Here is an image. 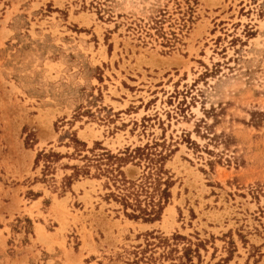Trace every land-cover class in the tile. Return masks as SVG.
<instances>
[{
	"label": "rangeland",
	"instance_id": "obj_1",
	"mask_svg": "<svg viewBox=\"0 0 264 264\" xmlns=\"http://www.w3.org/2000/svg\"><path fill=\"white\" fill-rule=\"evenodd\" d=\"M182 248L264 264V0H0V264Z\"/></svg>",
	"mask_w": 264,
	"mask_h": 264
},
{
	"label": "trees",
	"instance_id": "obj_2",
	"mask_svg": "<svg viewBox=\"0 0 264 264\" xmlns=\"http://www.w3.org/2000/svg\"><path fill=\"white\" fill-rule=\"evenodd\" d=\"M27 137H28V134L25 136V139H24V144H27L26 143V141H27ZM150 153H148V154H146V156H148ZM105 156H107L106 154H104ZM106 158H110V157H106ZM146 160H147V162L150 164L151 163V159L150 158H148V157H146ZM111 171L109 170L108 171V173L107 174H109L110 176H111V173H110ZM119 176H120V178H121V174L119 173L118 174ZM112 178H113V180L117 183L118 181L115 179V176H111ZM112 180V181H113ZM120 182H122V183H124V184H129L128 182H125L124 180H123V178L122 179H120ZM132 197V199L135 201V202H139V201H137V197H138V195H136V194H132L131 192H129L128 194H126V195H123V198H125V199H127V198H129V197ZM148 198L150 199L151 197L150 196H148ZM124 200V199H123ZM124 202H125V200H124ZM139 212V215L140 216H142V220H143V222H147V223H151V222H154V221H156L157 219H158V216H159V212H158V210L156 211V212H152V213H144V211H138ZM152 233H150L149 235H147V236H149V238L150 239H157V243L158 244H161L162 246L163 245H165V247H168L169 246V244L167 243L168 242V239L167 238H164V237H151L150 235H151ZM177 239H181L178 235H172L171 237H170V240H172V241H176ZM173 246H175V243L174 244H172ZM146 247H149V246H153V243H147L146 242V245H145ZM154 247V246H153ZM153 249V248H152ZM171 251H175V253H176V250H169L168 251V253L169 252H171ZM188 251H189V249H186V248H182V254H181V256L180 257H177V260L178 261H180L181 259L183 260L184 259V262H180L179 264H189L190 263V259H188Z\"/></svg>",
	"mask_w": 264,
	"mask_h": 264
},
{
	"label": "bare ground",
	"instance_id": "obj_3",
	"mask_svg": "<svg viewBox=\"0 0 264 264\" xmlns=\"http://www.w3.org/2000/svg\"><path fill=\"white\" fill-rule=\"evenodd\" d=\"M185 66V62L182 60V59H179V58H169V59H164V60H159L158 63H153L150 64V67L152 66L153 68L156 67V68H160V67H166V68H170V67H181V66ZM155 68V69H156ZM83 135L84 137H87V138H91L93 137V135L91 134V131H89V133H85L83 132ZM169 212V214L171 215L172 214V209H168L167 210Z\"/></svg>",
	"mask_w": 264,
	"mask_h": 264
},
{
	"label": "crops",
	"instance_id": "obj_4",
	"mask_svg": "<svg viewBox=\"0 0 264 264\" xmlns=\"http://www.w3.org/2000/svg\"><path fill=\"white\" fill-rule=\"evenodd\" d=\"M76 182H77L76 184H80L78 181H76ZM74 183H75V182H74ZM74 183H73V184H74ZM73 184L70 186V191L68 192V194H69L73 199H75V196L72 194V192H74V187H76V186H75L76 184H74V185H73ZM81 184H82V183H81ZM86 186H88V188H90L89 185H86ZM84 188H85L86 191H88V192H87V195H88V196H91V193H89L88 188H87V187H84ZM82 195H84V193L82 194L81 190H78V195L76 196V198H77V197H82ZM65 197H66V196H65ZM44 198L46 199V197H44V196L41 194V192L38 191V194H37L36 198H34L33 202H34V203H38V204L40 205V204L42 203V201L44 200ZM50 201L52 202V201H53V198H52V199L50 198ZM140 226H142V227L145 228V227H147V226H152V224H150V223L145 224V223H144V224H141Z\"/></svg>",
	"mask_w": 264,
	"mask_h": 264
}]
</instances>
